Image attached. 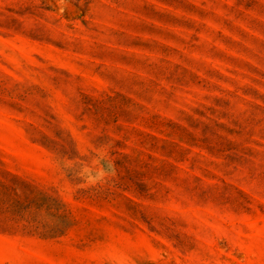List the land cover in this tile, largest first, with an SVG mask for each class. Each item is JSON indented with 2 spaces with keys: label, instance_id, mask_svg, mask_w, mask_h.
<instances>
[{
  "label": "rangeland",
  "instance_id": "374dc122",
  "mask_svg": "<svg viewBox=\"0 0 264 264\" xmlns=\"http://www.w3.org/2000/svg\"><path fill=\"white\" fill-rule=\"evenodd\" d=\"M0 264H264V0H0Z\"/></svg>",
  "mask_w": 264,
  "mask_h": 264
}]
</instances>
